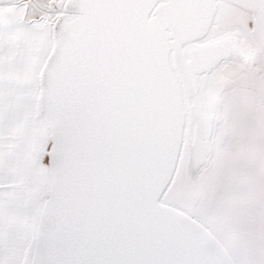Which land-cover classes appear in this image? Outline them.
Listing matches in <instances>:
<instances>
[{"label": "snow or ice", "instance_id": "snow-or-ice-1", "mask_svg": "<svg viewBox=\"0 0 264 264\" xmlns=\"http://www.w3.org/2000/svg\"><path fill=\"white\" fill-rule=\"evenodd\" d=\"M0 264H264V0H0Z\"/></svg>", "mask_w": 264, "mask_h": 264}]
</instances>
